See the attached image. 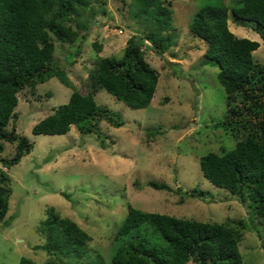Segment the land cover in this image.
<instances>
[{
	"label": "rangeland",
	"instance_id": "1",
	"mask_svg": "<svg viewBox=\"0 0 264 264\" xmlns=\"http://www.w3.org/2000/svg\"><path fill=\"white\" fill-rule=\"evenodd\" d=\"M160 1L171 9L167 32L171 38L164 52H144L158 73L149 104L134 109L103 89L93 93L98 106L120 115L119 127L100 120L97 132L83 135L73 125L63 134L31 132L32 125L66 102L73 90L84 94L90 89L97 58L120 56L134 29L142 32L149 27L148 19L133 14L139 1L87 0L70 23L79 32L75 44L56 43L53 52L66 85L51 77L16 93L15 130L32 142V149L9 169L2 168L10 179L11 194L6 222L0 223V264H18L21 257L41 264L57 256L41 248L45 237L38 227L48 206L87 232L90 240L85 250L92 264H108L113 235L127 205L199 221L244 219L246 229L238 242L242 264H264V225L256 219L252 223L246 206L226 189L211 184L198 165L201 155L225 151L234 141L227 130L214 126L226 109L224 90L216 77L218 65L204 58L205 42L188 30L195 11L214 0ZM223 2L230 6L232 0ZM235 19L228 10L229 30L257 41L253 61L262 62L264 44L251 29L254 24ZM94 45H100V50ZM152 129L160 133L150 134ZM12 147L6 143L2 156L11 155ZM147 180L164 182L170 190L151 188L145 185ZM177 187L186 193L191 188L208 193L181 198Z\"/></svg>",
	"mask_w": 264,
	"mask_h": 264
},
{
	"label": "trees",
	"instance_id": "2",
	"mask_svg": "<svg viewBox=\"0 0 264 264\" xmlns=\"http://www.w3.org/2000/svg\"><path fill=\"white\" fill-rule=\"evenodd\" d=\"M135 1L139 4L133 14L148 19L149 27L142 32L135 28L120 56L97 58L90 89L84 94L73 90L66 102L51 108L32 125V133L63 134L73 125L83 135L97 132L100 120L114 127L122 125L117 112L96 104L93 93L97 88L130 108L149 104L158 73L144 52L166 50L171 38L167 33L171 9L160 0ZM87 4V0H0V223L6 222L11 194L10 179L2 168L9 169L32 149V142L15 130L16 93L51 77L66 85L65 74L53 58L55 44H75L79 32L70 23ZM228 10L238 23L254 24L251 29L264 44V0H232L230 6L214 0L201 5L189 20V32L205 42L204 58L218 65L216 77L224 90L225 115L214 126L227 130L234 140L225 151L201 155L198 165L211 184L226 189L246 206L252 223L256 219L264 225V59L253 61L257 41L237 37L229 30ZM93 47L100 50V45ZM6 143L13 145V152L2 156ZM145 185L170 190L164 182L147 180ZM175 191L181 198L208 193L199 188L186 193L177 187ZM46 211L38 227L45 237L41 248L57 256L41 264L94 263L86 255L87 232L55 212L53 206ZM245 229L244 219L232 223L199 221L127 205L113 235L108 264H242L238 242ZM18 264L39 263L21 257Z\"/></svg>",
	"mask_w": 264,
	"mask_h": 264
},
{
	"label": "clouds",
	"instance_id": "3",
	"mask_svg": "<svg viewBox=\"0 0 264 264\" xmlns=\"http://www.w3.org/2000/svg\"><path fill=\"white\" fill-rule=\"evenodd\" d=\"M146 42V44H148L149 45V43L147 42V41H145Z\"/></svg>",
	"mask_w": 264,
	"mask_h": 264
}]
</instances>
